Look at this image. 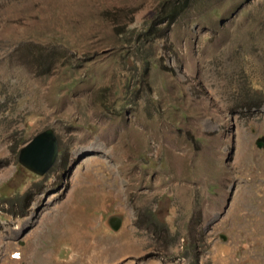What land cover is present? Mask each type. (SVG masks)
Segmentation results:
<instances>
[{"label": "rangeland", "instance_id": "rangeland-1", "mask_svg": "<svg viewBox=\"0 0 264 264\" xmlns=\"http://www.w3.org/2000/svg\"><path fill=\"white\" fill-rule=\"evenodd\" d=\"M161 1L0 0V264H264V0Z\"/></svg>", "mask_w": 264, "mask_h": 264}, {"label": "water", "instance_id": "water-1", "mask_svg": "<svg viewBox=\"0 0 264 264\" xmlns=\"http://www.w3.org/2000/svg\"><path fill=\"white\" fill-rule=\"evenodd\" d=\"M263 141L262 137L255 139L257 145ZM57 154V140L50 126L34 132L17 151V161L26 169L36 174L44 173L53 163ZM120 214L109 215L107 221L112 228H116ZM112 219L117 222L112 223Z\"/></svg>", "mask_w": 264, "mask_h": 264}, {"label": "trees", "instance_id": "trees-1", "mask_svg": "<svg viewBox=\"0 0 264 264\" xmlns=\"http://www.w3.org/2000/svg\"><path fill=\"white\" fill-rule=\"evenodd\" d=\"M189 0H162L159 3L158 8L154 11V17L157 23L164 22L165 26H167L172 20L178 15L181 11H183ZM153 23V19L150 20V23L148 27L145 29L144 34H147L150 31V26ZM253 96H255V99H257L256 104H259L262 100V94L258 91L252 92ZM246 98L252 97L250 96L249 89H247ZM243 106L241 107H249L251 104L249 103V99L245 101V103H242Z\"/></svg>", "mask_w": 264, "mask_h": 264}, {"label": "flooded vegetation", "instance_id": "flooded-vegetation-1", "mask_svg": "<svg viewBox=\"0 0 264 264\" xmlns=\"http://www.w3.org/2000/svg\"><path fill=\"white\" fill-rule=\"evenodd\" d=\"M228 201H229V198L226 199V205L224 206V208L227 206ZM224 208H223V210H224ZM208 228H209V226H208Z\"/></svg>", "mask_w": 264, "mask_h": 264}]
</instances>
